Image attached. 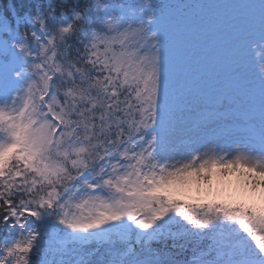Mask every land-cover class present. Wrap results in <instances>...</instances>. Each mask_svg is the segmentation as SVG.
I'll return each mask as SVG.
<instances>
[{
    "label": "snow or ice",
    "instance_id": "1",
    "mask_svg": "<svg viewBox=\"0 0 264 264\" xmlns=\"http://www.w3.org/2000/svg\"><path fill=\"white\" fill-rule=\"evenodd\" d=\"M176 7L0 0V264H264V0L212 59Z\"/></svg>",
    "mask_w": 264,
    "mask_h": 264
},
{
    "label": "rangeland",
    "instance_id": "2",
    "mask_svg": "<svg viewBox=\"0 0 264 264\" xmlns=\"http://www.w3.org/2000/svg\"><path fill=\"white\" fill-rule=\"evenodd\" d=\"M235 3H236V5H240L238 2H235ZM219 5H220L221 10L227 9L229 11L230 7L223 8L221 4H219ZM220 8H219V10H220ZM190 11H192V10L189 9L188 12H190ZM232 11H233V13H232ZM232 11H229L232 15L238 14L237 8H232ZM193 13H195V12H193ZM205 13H206V11L204 10L203 14H205ZM212 13L213 12H207V16L210 15L212 18V21L208 24H204V27L206 28V30H205L206 32L208 31V28H212V27L217 26L222 18H224V19L225 18H227V19L231 18V17L229 18V17L221 16L220 18L216 19V18H214ZM203 16H205V15H203ZM190 21L192 23L194 22V20H190ZM240 21H241V23H243L242 25L245 24L242 20H240ZM229 22H230V20H229ZM230 23H224L223 25H221L222 29L212 28L211 33L206 34L202 37L200 35L199 39L190 38L189 36H186L185 38H187L189 40H186L185 38H184V40H186L188 43H192L193 41H195L200 45L201 48L207 49L209 41L212 39H215L217 41V44H216V47L214 49L209 51V53H208L209 59H212V58L217 57V56H222L225 52V46H224L225 38L229 34H231L233 31L238 29L237 27L235 29H233V26ZM178 26L179 25H177V27ZM212 35H214V37ZM236 187H237V185L235 183V178H232V183L230 184V186L223 183V182H220V181L214 179L212 187H211V192H208L207 190H204L202 192H197L195 190V188H193L192 192L190 193V199L196 200L199 197H203L204 199H208V200H212V199L228 200L230 198L231 191L234 190Z\"/></svg>",
    "mask_w": 264,
    "mask_h": 264
},
{
    "label": "trees",
    "instance_id": "3",
    "mask_svg": "<svg viewBox=\"0 0 264 264\" xmlns=\"http://www.w3.org/2000/svg\"><path fill=\"white\" fill-rule=\"evenodd\" d=\"M9 2V0H4V3L6 4V3H8Z\"/></svg>",
    "mask_w": 264,
    "mask_h": 264
}]
</instances>
